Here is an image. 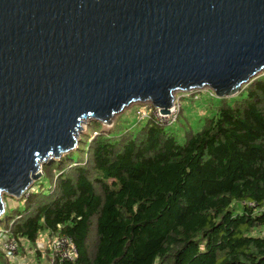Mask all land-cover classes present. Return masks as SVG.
I'll return each mask as SVG.
<instances>
[{"label": "water", "instance_id": "95a60500", "mask_svg": "<svg viewBox=\"0 0 264 264\" xmlns=\"http://www.w3.org/2000/svg\"><path fill=\"white\" fill-rule=\"evenodd\" d=\"M264 71V0H0V218L86 120Z\"/></svg>", "mask_w": 264, "mask_h": 264}, {"label": "trees", "instance_id": "16d2710c", "mask_svg": "<svg viewBox=\"0 0 264 264\" xmlns=\"http://www.w3.org/2000/svg\"><path fill=\"white\" fill-rule=\"evenodd\" d=\"M242 88L183 142L153 119L91 120L0 231L71 237L77 257L52 264H264V71Z\"/></svg>", "mask_w": 264, "mask_h": 264}, {"label": "rangeland", "instance_id": "374dc122", "mask_svg": "<svg viewBox=\"0 0 264 264\" xmlns=\"http://www.w3.org/2000/svg\"><path fill=\"white\" fill-rule=\"evenodd\" d=\"M243 89V88H242ZM241 90L238 92L240 93ZM236 93V94H238ZM196 94H198V98H196ZM235 94V95H236ZM175 96L178 99V102L180 104L179 112L175 113L171 116L170 120L175 119L172 122V125L176 129H180L178 131V140L180 142L184 141V137L186 135V129L190 126V124L195 128V130H198L203 125V121H198L199 117L201 116H208L212 113L211 107H208V105L213 104L214 107H216L219 104V97H209V96H215V92L211 93L210 90H207L206 87L199 89V90H191V91H177L175 93ZM149 103H133L129 107H127L124 111L117 114L111 121L110 124H106L108 127H111L115 123H118L119 120H124L125 118H128L129 121L132 119H137L139 121H142L139 117L138 110L141 107L147 106ZM91 120H86L83 124V129L80 133L78 145L80 143V138L85 133H90L91 138L96 135L97 128L91 127L90 125ZM200 122V123H199ZM129 123V122H124ZM171 124V123H170ZM170 124H164V125H170ZM77 145V147H78ZM76 147V148H77ZM75 148V149H76ZM84 156V155H83ZM57 172H54L53 178H55V175ZM39 183V180H37L34 185L37 186ZM46 186L49 187V183H46ZM27 193H25V197ZM29 194V193H28ZM24 195V194H23ZM22 198V197H21ZM20 198V199H21ZM5 203H6V213L1 217L0 220V228L4 226L9 218L15 215V212L13 211L17 206L21 203L20 199L4 195L3 197ZM55 235H51L48 233H41L38 237L36 244H29L28 242H22L17 244V249L15 253H13V257H10L8 260V264H44L45 260L46 263H49V246L51 244V241L54 239ZM4 238H0V245ZM3 252L0 249V253ZM2 254V253H1ZM39 254L40 256L38 257Z\"/></svg>", "mask_w": 264, "mask_h": 264}, {"label": "built area", "instance_id": "2783aa9c", "mask_svg": "<svg viewBox=\"0 0 264 264\" xmlns=\"http://www.w3.org/2000/svg\"><path fill=\"white\" fill-rule=\"evenodd\" d=\"M207 90H210L211 93L212 92L214 93V91H212L210 88H207ZM195 96L196 98H198V94H196ZM148 103L149 104L147 106L141 107L138 110L140 119H153L162 125L170 124V123L172 124V122L175 119L172 118L173 121H171L170 118L172 115L179 112V108H180V104L176 96L172 106L170 107L169 113L166 114L159 113L157 107H155L150 102ZM26 193H27L26 196H28V191ZM0 238H4L1 242L0 249L3 251V253L6 256L13 257V253H15L17 249L16 240L8 236L4 231H0ZM49 250H50L49 253L50 264L55 262L56 257L59 258L60 260L66 259L73 261L78 255V249L76 245L72 241L71 237L65 234L55 235L54 239L51 241Z\"/></svg>", "mask_w": 264, "mask_h": 264}, {"label": "crops", "instance_id": "0c3cea01", "mask_svg": "<svg viewBox=\"0 0 264 264\" xmlns=\"http://www.w3.org/2000/svg\"><path fill=\"white\" fill-rule=\"evenodd\" d=\"M44 264H48V263H46V260H45V263Z\"/></svg>", "mask_w": 264, "mask_h": 264}]
</instances>
